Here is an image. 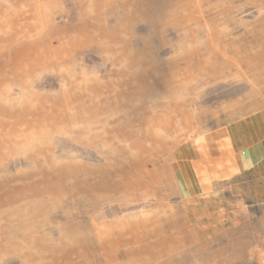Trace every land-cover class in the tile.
Instances as JSON below:
<instances>
[{"label": "rangeland", "instance_id": "rangeland-1", "mask_svg": "<svg viewBox=\"0 0 264 264\" xmlns=\"http://www.w3.org/2000/svg\"><path fill=\"white\" fill-rule=\"evenodd\" d=\"M0 29V264H264L210 177L264 111V0H0Z\"/></svg>", "mask_w": 264, "mask_h": 264}, {"label": "crops", "instance_id": "crops-1", "mask_svg": "<svg viewBox=\"0 0 264 264\" xmlns=\"http://www.w3.org/2000/svg\"><path fill=\"white\" fill-rule=\"evenodd\" d=\"M219 140L214 151V170L210 174L215 181L216 195H224L225 185L231 183L233 198L247 203L254 214L256 210H263L262 217H254L256 224L264 225V111L233 123L222 135V142ZM204 164L201 156L194 164L198 168L201 193L208 192L202 179L206 175ZM192 171L195 178V170Z\"/></svg>", "mask_w": 264, "mask_h": 264}, {"label": "bare ground", "instance_id": "bare-ground-1", "mask_svg": "<svg viewBox=\"0 0 264 264\" xmlns=\"http://www.w3.org/2000/svg\"><path fill=\"white\" fill-rule=\"evenodd\" d=\"M97 21V20H96ZM98 23V22H97ZM98 25V24H97ZM99 29V28H98ZM1 30V29H0ZM98 31V30H97ZM105 32H107V31H105ZM95 33H96V31H95ZM101 33V32H100ZM99 33V34H100ZM102 35V34H101ZM109 35V34H108ZM94 37V36H93ZM111 38H113V37H111ZM11 39H13L12 37L11 38H1L0 39V41H3V42H6V41H9V42H12V40ZM92 39V38H91ZM62 41V40H61ZM86 41V40H85ZM63 42V41H62ZM65 42V41H64ZM97 42V41H96ZM44 45V47H45V50H46V55L48 56V57H54L55 56V50H54V48L52 47V45H50L48 42L47 43H45V44H43ZM68 53V52H67ZM58 55V54H57ZM61 55V54H60ZM36 59V58H35ZM54 62H55V58H54ZM58 62V61H57ZM63 62H65V61H63ZM30 63V62H29ZM56 63V62H55ZM29 65H31V66H33L34 65V63H32V64H24L22 67H23V69H26ZM19 67V66H18ZM206 67H207V65H206ZM173 80H174V78H173ZM28 116V115H27ZM14 130V131H12V136H13V138H15L16 140L17 139H19V138H21V137H23V133H20L19 132V130L18 129H16L15 130V128H11V130ZM9 226V225H8ZM15 229V228H14ZM9 232V231H8ZM1 234V233H0ZM4 244V243H3ZM9 245V244H8ZM7 247V246H6ZM43 262V261H42ZM45 263V262H44Z\"/></svg>", "mask_w": 264, "mask_h": 264}]
</instances>
